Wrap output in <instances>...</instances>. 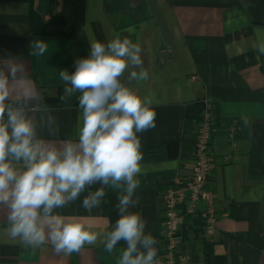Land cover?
Returning a JSON list of instances; mask_svg holds the SVG:
<instances>
[{
    "label": "crops",
    "instance_id": "obj_1",
    "mask_svg": "<svg viewBox=\"0 0 264 264\" xmlns=\"http://www.w3.org/2000/svg\"><path fill=\"white\" fill-rule=\"evenodd\" d=\"M65 10L64 0H0V72L9 77L13 99L24 90L38 97L28 104L44 123L40 135L55 144L75 138L79 94L67 96L59 73L74 70V61L87 55L90 38L120 35L139 42L149 79L133 87L153 99L157 117L156 127L140 134L145 171L136 192L140 203L132 210L147 220L145 231L156 238L161 254L162 193L175 177L192 172L207 98L215 129L209 188L216 199L217 231L209 239L198 212L187 220L184 249L191 264H264V55L256 50L264 39V0H86L83 28L74 38L60 23ZM52 25L65 30L52 32ZM36 40L48 43L43 56L31 54ZM48 115L56 121L52 133ZM116 203V193L109 191L90 212L81 201L63 211L104 230L118 218ZM198 206L202 209L203 202ZM5 215L0 210V229ZM121 246L109 254L102 246L85 245L64 256L51 244L26 248L0 230V264H115Z\"/></svg>",
    "mask_w": 264,
    "mask_h": 264
},
{
    "label": "clouds",
    "instance_id": "obj_2",
    "mask_svg": "<svg viewBox=\"0 0 264 264\" xmlns=\"http://www.w3.org/2000/svg\"><path fill=\"white\" fill-rule=\"evenodd\" d=\"M31 48L32 55L43 56L48 43L36 40ZM256 50L264 55V39ZM142 51L127 36L90 38L88 53L74 61V70L60 71L67 96L79 94L75 138L62 144L40 135L44 123L28 104L38 97L24 90L13 99L9 77L0 72V210L6 214L0 230L10 239L32 250L51 244L64 256L85 245L112 254L122 245L115 264H159L157 240L145 231L147 220L132 210L140 203L136 192L145 171L140 134L155 128L157 117L153 99L133 87L149 79ZM55 123L48 115L50 133ZM109 191L116 193L118 218L104 230L63 211L81 201L90 212Z\"/></svg>",
    "mask_w": 264,
    "mask_h": 264
},
{
    "label": "built area",
    "instance_id": "obj_3",
    "mask_svg": "<svg viewBox=\"0 0 264 264\" xmlns=\"http://www.w3.org/2000/svg\"><path fill=\"white\" fill-rule=\"evenodd\" d=\"M203 108L196 129L192 172L187 177H175L162 193L166 243L157 257L159 264H191L184 249V230L189 217L201 213L203 232L209 239L217 231L216 199L209 188L212 169L209 146L215 131L209 99L203 100ZM229 158L226 156L224 160ZM200 201L204 204L202 209L198 206Z\"/></svg>",
    "mask_w": 264,
    "mask_h": 264
},
{
    "label": "trees",
    "instance_id": "obj_4",
    "mask_svg": "<svg viewBox=\"0 0 264 264\" xmlns=\"http://www.w3.org/2000/svg\"><path fill=\"white\" fill-rule=\"evenodd\" d=\"M64 2L66 10L60 17V23L61 25L66 26V31L64 33L69 37L74 38L83 28L86 0H64ZM44 32L47 33L48 30L45 29ZM47 99L48 101H63L59 98L50 100L51 98L47 97Z\"/></svg>",
    "mask_w": 264,
    "mask_h": 264
},
{
    "label": "water",
    "instance_id": "obj_5",
    "mask_svg": "<svg viewBox=\"0 0 264 264\" xmlns=\"http://www.w3.org/2000/svg\"><path fill=\"white\" fill-rule=\"evenodd\" d=\"M49 30L52 31V32H55V31H59V32H62L65 30V27L63 26H50L49 27Z\"/></svg>",
    "mask_w": 264,
    "mask_h": 264
}]
</instances>
